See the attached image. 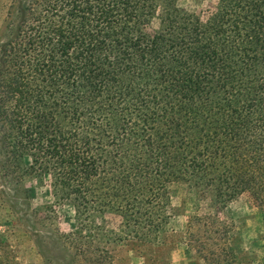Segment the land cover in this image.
I'll list each match as a JSON object with an SVG mask.
<instances>
[{
    "label": "trees",
    "instance_id": "16d2710c",
    "mask_svg": "<svg viewBox=\"0 0 264 264\" xmlns=\"http://www.w3.org/2000/svg\"><path fill=\"white\" fill-rule=\"evenodd\" d=\"M13 8L0 42V171L18 186L48 178L73 205L76 229L56 233L73 258L111 264L110 245L163 244L170 185L182 183L214 210L187 220L185 243L204 264H240L217 211L246 195L264 213V0ZM0 264H21L2 232Z\"/></svg>",
    "mask_w": 264,
    "mask_h": 264
},
{
    "label": "rangeland",
    "instance_id": "374dc122",
    "mask_svg": "<svg viewBox=\"0 0 264 264\" xmlns=\"http://www.w3.org/2000/svg\"><path fill=\"white\" fill-rule=\"evenodd\" d=\"M28 1L0 0V42L6 35L4 24L11 5L16 10ZM216 2L177 0L179 6L195 12H205ZM24 162L28 164L29 158L25 157ZM169 191L175 214L165 242L110 245L111 264H204L195 249L185 243L187 220L214 210L186 184L173 183ZM50 207L53 212L49 211ZM217 212L222 225L229 230V243L237 261L264 264V213L254 207L246 195L232 200ZM74 215L72 204L57 201L48 178L41 181L26 177L22 186H18L0 171V232L8 237L21 264H88L82 258H73L74 248L63 246L57 238V231L68 233L76 229Z\"/></svg>",
    "mask_w": 264,
    "mask_h": 264
}]
</instances>
